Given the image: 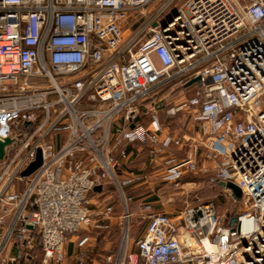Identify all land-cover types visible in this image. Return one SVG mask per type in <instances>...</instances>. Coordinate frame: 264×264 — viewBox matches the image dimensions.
Listing matches in <instances>:
<instances>
[{"label": "built area", "instance_id": "built-area-1", "mask_svg": "<svg viewBox=\"0 0 264 264\" xmlns=\"http://www.w3.org/2000/svg\"><path fill=\"white\" fill-rule=\"evenodd\" d=\"M173 1L0 0V264H64L70 235L108 226L114 205L92 198L109 183L125 242L102 264H264V0H183L167 15ZM174 79L194 91L163 115L156 92ZM181 111L187 128L169 130ZM140 150L148 171L129 164ZM203 160L240 189L224 186L233 225L213 202L174 215L144 202L130 251L122 185L177 182Z\"/></svg>", "mask_w": 264, "mask_h": 264}, {"label": "rangeland", "instance_id": "rangeland-1", "mask_svg": "<svg viewBox=\"0 0 264 264\" xmlns=\"http://www.w3.org/2000/svg\"><path fill=\"white\" fill-rule=\"evenodd\" d=\"M162 1L163 0H154L147 10H154ZM182 1L183 0H174L165 13L167 15L172 14L174 9H176ZM135 24L133 20L128 21L124 26L126 28L124 35L128 34L129 29L135 28ZM181 84L182 82H180V80L174 79L162 85L157 90V96L162 98V102L164 101L166 105V107L163 105L160 106L163 115H165V110L168 107L178 104L183 101L184 97L190 96L193 93L194 86L180 89ZM165 121L169 125V130L184 131L188 126L189 116L187 113L181 111L175 116H165ZM171 151L177 158L183 157L180 151ZM201 163L205 165L208 170L201 168L195 171H187L177 182L160 181L158 176L151 174L149 177V181L151 182L149 183L150 185H122L123 195L131 198L128 205L129 211L133 213L130 220V237L138 236L146 227L147 219L145 213L141 211V204L148 201L152 202L154 210L166 211L173 215L182 210L186 205L206 201H212L217 205L218 211L226 216L232 211L238 212L239 205L233 203L225 187L216 182L215 179H217V177L215 172L210 169L212 163L207 160H203ZM142 168L144 171H148L150 167L145 163ZM22 188L23 182L20 183V189ZM92 201L96 202V205L100 204V207L107 203L114 205L115 212L110 220L106 222L110 224L108 227L109 233H107L103 240V232L101 231L103 229L92 224L80 230L79 236L87 235V237L91 239V243L98 249L101 248V250H103L102 253H117L125 242L124 230L120 224L119 217L123 210L122 192L115 183H109L104 186L100 195L93 196ZM93 208L96 210L97 207L94 205ZM82 251L83 264H89L92 255H94L96 259L100 258L97 255L98 253L96 254V252L100 250H96L92 255H90V251L88 252L85 249Z\"/></svg>", "mask_w": 264, "mask_h": 264}, {"label": "crops", "instance_id": "crops-1", "mask_svg": "<svg viewBox=\"0 0 264 264\" xmlns=\"http://www.w3.org/2000/svg\"><path fill=\"white\" fill-rule=\"evenodd\" d=\"M147 151L146 150H140L138 152H135L134 156H131V159L129 161V164H134L136 169H143V165L145 163L148 164L147 161ZM144 170V169H143ZM156 211H162V210H156ZM110 224H108V226H103L100 227V229L103 232V240L105 239V236L107 235V233H109V227ZM145 229V228H144ZM87 235H82L81 237L79 236V231L76 234H72L69 236L68 240L66 241L65 245H64V255H65V259H64V264H83V258H82V254L83 251L82 250H87L88 252L90 251V255L94 254V252H96V250H100L97 251L96 254L100 257L99 259H96L94 255H92V259H90V263L92 262H96L98 264H102L104 262V257L110 253H102L103 250H101V248H97L93 243H91V239L88 238V240L82 244V245H78L79 240L82 237H85ZM140 234L136 237H131V240L129 242V250L130 251H135L136 247L135 244L133 243L134 239L139 237ZM75 237V238H74ZM84 248V249H83ZM133 249V250H132ZM82 253V254H81ZM113 255H115L116 253H111ZM78 262V263H76Z\"/></svg>", "mask_w": 264, "mask_h": 264}, {"label": "water", "instance_id": "water-1", "mask_svg": "<svg viewBox=\"0 0 264 264\" xmlns=\"http://www.w3.org/2000/svg\"><path fill=\"white\" fill-rule=\"evenodd\" d=\"M176 10H174V14ZM154 26L156 25V22L153 24ZM200 80L199 77L193 78L190 80L187 85L193 83V82H198ZM132 126V125H131ZM10 143V138L9 137H2L0 136V160L4 159V156L6 154V147ZM41 163V158H40V153L38 152L36 159L31 162L25 170L21 172L22 175H29L34 169H36ZM220 185L226 186L230 188L235 196V198H239L241 195L240 189L233 183L231 182H220ZM94 190H100V186H96ZM236 221V217H232L230 220V225H233V223Z\"/></svg>", "mask_w": 264, "mask_h": 264}, {"label": "trees", "instance_id": "trees-1", "mask_svg": "<svg viewBox=\"0 0 264 264\" xmlns=\"http://www.w3.org/2000/svg\"><path fill=\"white\" fill-rule=\"evenodd\" d=\"M175 10V9H174ZM171 11V10H170ZM174 12V11H173ZM172 12V13H173ZM187 82V79L186 80H184V81H182V84L180 85V89H184V84ZM164 106V107H166V105L164 104V101L162 102L161 101V103H160V105H159V107L160 106ZM161 108V107H160ZM132 168H136L135 167V165L134 164H131L130 165ZM216 180V182L220 185V181L218 180V179H215ZM230 196V199L233 201V196L232 195H229ZM206 202H212V201H206ZM233 203H235V202H233ZM216 207H217V205H216ZM218 210V209H217ZM237 214V212L236 211H232V212H230L229 213V215L228 216H226V217H228L229 219H230V217H232V216H235ZM144 231V230H143ZM142 231V232H143ZM142 232L140 233V235L142 234ZM34 255H35V257L36 258H39L40 256H41V251H40V248H39V246H38V244L36 245V247H35V249H34Z\"/></svg>", "mask_w": 264, "mask_h": 264}]
</instances>
